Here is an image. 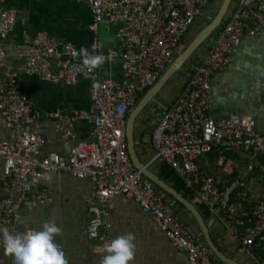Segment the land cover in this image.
I'll return each instance as SVG.
<instances>
[{
    "label": "built area",
    "instance_id": "obj_1",
    "mask_svg": "<svg viewBox=\"0 0 264 264\" xmlns=\"http://www.w3.org/2000/svg\"><path fill=\"white\" fill-rule=\"evenodd\" d=\"M210 0H86L92 25H116L121 49L99 53L92 43L88 55L102 56V61L119 58L122 76L118 80H100L96 66L68 59L77 54L70 43H57L45 32L24 35L17 47L22 60L19 68H5L0 87V119L12 131V139L0 141L3 163L0 197V227L18 232L20 208L30 200L32 205L48 201L45 191L38 190L47 173H67L87 180L91 185L87 197L90 218L87 234L104 245L112 239L109 228V200L124 196L151 215L157 228L189 264H219L199 237L163 201L153 183L137 170L126 151L125 119L141 94L152 87L173 61L174 51L195 20L210 16L205 9ZM16 22V11L0 0V69L6 54L2 40ZM264 30V0H237L224 26L217 32L202 61L183 86L174 102L164 108L151 136L155 158L168 163L189 185L211 214L235 217L237 236L242 248L251 249L264 240V197L247 208L243 180L235 179L220 187L215 177L201 174L197 160L215 145L246 150L264 160V135L255 130L254 120L239 114L215 121L209 111L207 92L217 70L232 61L243 36H255ZM100 62V63H101ZM99 64V63H98ZM21 74L34 75L50 83L75 84L80 78L90 82V106L69 115L49 113L54 128L64 140L72 139L66 157L57 152L43 153L46 143L37 131L39 114L30 100L17 90ZM84 119L90 124L92 140L77 138L73 126ZM253 165L248 166L252 171ZM262 178L264 179V165ZM264 264V258H256Z\"/></svg>",
    "mask_w": 264,
    "mask_h": 264
},
{
    "label": "crops",
    "instance_id": "obj_2",
    "mask_svg": "<svg viewBox=\"0 0 264 264\" xmlns=\"http://www.w3.org/2000/svg\"><path fill=\"white\" fill-rule=\"evenodd\" d=\"M236 2L237 0L226 18L233 11ZM5 5L15 9L16 22L13 30L2 40L6 60L5 67L0 69V87L5 78V68L22 66L17 47L22 43L25 34L33 36L37 32H45L57 43H70L75 47L77 54L68 59L75 62L81 61V50H89L92 43L98 45L99 53L118 51L122 47L116 36L115 24L110 28L108 23H104L101 29L99 24L96 27L92 25L86 0H5ZM211 44L212 42L206 52ZM205 54L196 65L202 61ZM195 66L181 77V84L174 98L166 104H161L153 101V97L138 113L133 128L134 148L139 161L146 165L147 169L197 208L209 232L227 256L241 264H245L248 259L256 264V257L251 254L250 249L242 248L239 244L235 217L211 214L196 196V185H189L168 163L155 158L152 132L163 109L174 102ZM96 71L100 80H118L122 76L121 61L115 58L101 62L97 64ZM16 87L19 93L30 100L39 114L36 131L46 141L43 153L57 152L66 157L74 140L63 139L61 132L54 128L56 121L49 113L69 115L87 110L90 106V82L80 78L72 85L63 81L50 83L34 75L21 74L18 76ZM145 93L140 95L137 104ZM206 98L215 121L225 119L231 114L250 117L254 120L255 130L264 135V30L255 36L242 37L237 51L232 55L231 63L213 73ZM147 107L150 109L149 117L141 114ZM73 128L77 138L92 140L90 124L86 120L76 121ZM12 136V131L0 119V141H10ZM197 164L199 172L215 177L220 187L235 179L243 180L248 193V199L242 202L244 207L249 208L264 197L262 157H254L246 150L229 149L221 144L213 146L210 152L200 156ZM249 165H253L252 171L248 170ZM2 174L3 163L0 160V197L4 194ZM37 189L46 192L48 201L43 202L41 206L45 207L35 213L34 209L39 202L32 205L30 200H27L22 204L17 224L18 232H30L39 229L45 222H54L61 228V232L55 236V243L64 252L67 264H100L105 255L104 250L100 241L90 239L87 234L90 218L86 203L91 189L89 181L75 179L67 173H47L42 177ZM163 192L158 193L163 201L175 206V199ZM108 206L110 214L107 235L115 239L131 232L135 236V256L129 264H189L183 252L176 249L159 231L151 215L143 212L133 200L120 195L114 196L109 200ZM176 206H172L173 210L180 216L183 208ZM183 210L188 211L186 208ZM187 213V221L191 223V213ZM185 219H182L184 223ZM0 264H13L12 257L5 254L2 248Z\"/></svg>",
    "mask_w": 264,
    "mask_h": 264
},
{
    "label": "clouds",
    "instance_id": "obj_3",
    "mask_svg": "<svg viewBox=\"0 0 264 264\" xmlns=\"http://www.w3.org/2000/svg\"><path fill=\"white\" fill-rule=\"evenodd\" d=\"M84 63L95 66L102 61V56L88 55L81 50ZM61 228L54 222H45L39 229L30 232H10L7 227H0V248L11 256L13 264H67L64 252L55 243V236ZM135 236L129 232L117 236L104 245L106 255L100 264H129L135 256Z\"/></svg>",
    "mask_w": 264,
    "mask_h": 264
},
{
    "label": "water",
    "instance_id": "obj_4",
    "mask_svg": "<svg viewBox=\"0 0 264 264\" xmlns=\"http://www.w3.org/2000/svg\"><path fill=\"white\" fill-rule=\"evenodd\" d=\"M231 0H222V3L216 12L215 16L206 24L194 37V39L187 45V47L171 62L167 69L162 73L157 82L148 89L145 95L140 99L137 106L131 110L126 120L125 125V139H126V151L133 164V166L139 170L143 176L148 178L152 183H154L158 188L163 190L165 193L169 194L175 200L180 202L194 217L201 235L205 241L206 246L210 252L218 258L224 264H241L235 259L227 256L222 250L218 248L215 242L212 240L208 226L197 210V208L186 198H184L175 189L161 180L156 174L147 169L146 165L141 163L137 157L134 148L133 139V128L134 121L141 109L156 95V93L163 87V85L168 81V79L175 74L189 59L191 54L211 35V33L219 27L224 15L226 14ZM105 25L104 23H99V28L101 29ZM112 28V24H108ZM109 28V29H110Z\"/></svg>",
    "mask_w": 264,
    "mask_h": 264
},
{
    "label": "rangeland",
    "instance_id": "obj_5",
    "mask_svg": "<svg viewBox=\"0 0 264 264\" xmlns=\"http://www.w3.org/2000/svg\"><path fill=\"white\" fill-rule=\"evenodd\" d=\"M235 0H231L230 5L228 7V10L226 14L224 15V19H226L227 14L230 12L232 5ZM222 3V0H210L205 12L210 16H215L216 12L218 11L220 5ZM207 19L205 17H200L195 20L193 25L188 29V31L183 35L181 40L179 41L173 55V60L187 47V45L194 39V37L198 34V32L206 25ZM214 38V34L209 36L189 57V59L185 62V64L178 70L175 74H173L168 81L163 85V87L158 91L156 96H154L153 101H156V103L166 104L169 102L176 94L178 93L180 84H181V77L187 73V70L195 66L198 62V60L205 54L206 49L208 48L209 44L212 42ZM150 109L149 107L145 108L143 112L141 113L145 117H149ZM159 192V191H158ZM160 193V192H159ZM42 203H38L37 207L34 209V213L38 211L39 209L45 207L41 206ZM172 204V203H171ZM177 205V204H176ZM172 206L175 208L177 206ZM180 217L187 221V217H189L188 213L185 212V210L182 209V212L179 213ZM182 214V215H181ZM191 222V220H190ZM193 233L197 232V226L192 221L189 223L188 227ZM241 256H243L241 254ZM247 256V255H246ZM245 256V257H246ZM248 258V256L246 257ZM245 264H253L249 259L245 261Z\"/></svg>",
    "mask_w": 264,
    "mask_h": 264
},
{
    "label": "trees",
    "instance_id": "obj_6",
    "mask_svg": "<svg viewBox=\"0 0 264 264\" xmlns=\"http://www.w3.org/2000/svg\"><path fill=\"white\" fill-rule=\"evenodd\" d=\"M214 17V16H213ZM213 17H210V19L209 20H207V22H206V24H208L209 22H210V20L213 18ZM226 20H227V18L226 19H224V20H222V22H221V24L219 25V27H217L212 33H211V35L212 34H214V36L217 34V32L224 26V24H225V22H226ZM210 35V36H211ZM146 92V91H145ZM153 185H154V188H155V190L157 191V193H159V192H163V190H161L160 188H158L154 183H153ZM159 191V192H158ZM163 193H165V192H163ZM167 195V194H166ZM175 201V204H177L180 208H183V209H185L184 208V206L181 204V203H179L178 201H176V200H174ZM176 211V210H175ZM188 212V211H187ZM176 213L178 214V212L176 211ZM190 214V213H189ZM191 215V214H190ZM191 220L193 221V222H195V220H194V218L192 217V215H191ZM196 223V222H195ZM185 224L188 226L189 225V222L188 221H185ZM196 235L199 237V239L203 242V244L206 246V244H205V241H204V239H203V237H202V235H201V232H200V230H199V228H198V226H197V233H196ZM210 235H211V237H212V240L215 242V244L218 246V248L220 249V250H222V248L218 245V243H217V241L215 240V238L212 236V234L210 233ZM207 247V246H206ZM223 251V250H222ZM250 252H251V254L253 255V256H255L256 258H264V240L263 241H261V242H255V244L251 247V249H250ZM210 256H211V259H213L214 261H216V262H218L219 264H224L223 262H221L218 258H216L212 253L210 254Z\"/></svg>",
    "mask_w": 264,
    "mask_h": 264
}]
</instances>
